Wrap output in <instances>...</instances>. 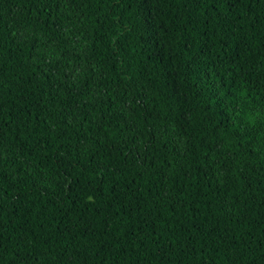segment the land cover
Here are the masks:
<instances>
[{
	"label": "trees",
	"instance_id": "trees-1",
	"mask_svg": "<svg viewBox=\"0 0 264 264\" xmlns=\"http://www.w3.org/2000/svg\"><path fill=\"white\" fill-rule=\"evenodd\" d=\"M0 264H264V0H0Z\"/></svg>",
	"mask_w": 264,
	"mask_h": 264
}]
</instances>
